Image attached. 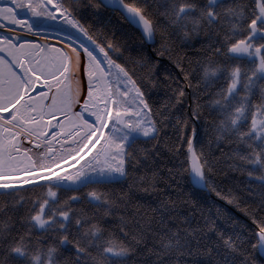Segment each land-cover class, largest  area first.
<instances>
[{"label": "snow or ice", "instance_id": "snow-or-ice-1", "mask_svg": "<svg viewBox=\"0 0 264 264\" xmlns=\"http://www.w3.org/2000/svg\"><path fill=\"white\" fill-rule=\"evenodd\" d=\"M0 264H264V0H0Z\"/></svg>", "mask_w": 264, "mask_h": 264}, {"label": "trees", "instance_id": "trees-1", "mask_svg": "<svg viewBox=\"0 0 264 264\" xmlns=\"http://www.w3.org/2000/svg\"><path fill=\"white\" fill-rule=\"evenodd\" d=\"M177 179H182V178L178 177Z\"/></svg>", "mask_w": 264, "mask_h": 264}]
</instances>
